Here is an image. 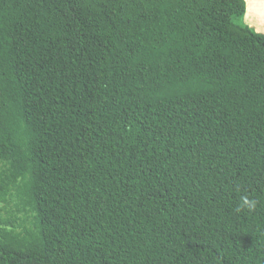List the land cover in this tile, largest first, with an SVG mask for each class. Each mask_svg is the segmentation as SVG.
<instances>
[{
  "label": "trees",
  "instance_id": "obj_1",
  "mask_svg": "<svg viewBox=\"0 0 264 264\" xmlns=\"http://www.w3.org/2000/svg\"><path fill=\"white\" fill-rule=\"evenodd\" d=\"M245 3L0 0V264H264Z\"/></svg>",
  "mask_w": 264,
  "mask_h": 264
},
{
  "label": "rangeland",
  "instance_id": "obj_2",
  "mask_svg": "<svg viewBox=\"0 0 264 264\" xmlns=\"http://www.w3.org/2000/svg\"><path fill=\"white\" fill-rule=\"evenodd\" d=\"M244 1L246 2L247 12L243 16L242 22L252 30L264 33V0ZM16 203L14 197L9 198L7 202H0V222L10 221L15 230L20 231L23 227H30L31 218L26 213L18 212Z\"/></svg>",
  "mask_w": 264,
  "mask_h": 264
},
{
  "label": "crops",
  "instance_id": "obj_3",
  "mask_svg": "<svg viewBox=\"0 0 264 264\" xmlns=\"http://www.w3.org/2000/svg\"><path fill=\"white\" fill-rule=\"evenodd\" d=\"M246 12H247V6H246V11H245V14H246ZM254 31H255V30H254ZM255 32H259V31H257V30H256Z\"/></svg>",
  "mask_w": 264,
  "mask_h": 264
},
{
  "label": "clouds",
  "instance_id": "obj_4",
  "mask_svg": "<svg viewBox=\"0 0 264 264\" xmlns=\"http://www.w3.org/2000/svg\"><path fill=\"white\" fill-rule=\"evenodd\" d=\"M244 203H245V204H248V201H247V200H245V201H244Z\"/></svg>",
  "mask_w": 264,
  "mask_h": 264
}]
</instances>
